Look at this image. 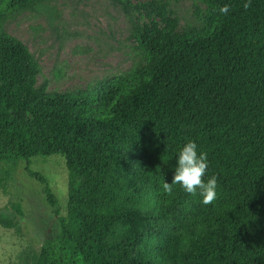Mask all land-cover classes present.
<instances>
[{
  "label": "trees",
  "instance_id": "trees-1",
  "mask_svg": "<svg viewBox=\"0 0 264 264\" xmlns=\"http://www.w3.org/2000/svg\"><path fill=\"white\" fill-rule=\"evenodd\" d=\"M40 1L0 0V19ZM210 1L211 32L137 30L155 64L96 95L37 92L35 58L0 37V163L69 173L37 264H264V0Z\"/></svg>",
  "mask_w": 264,
  "mask_h": 264
},
{
  "label": "rangeland",
  "instance_id": "rangeland-1",
  "mask_svg": "<svg viewBox=\"0 0 264 264\" xmlns=\"http://www.w3.org/2000/svg\"><path fill=\"white\" fill-rule=\"evenodd\" d=\"M129 1L131 9L119 0L35 2L1 18L0 37L21 42L35 58L37 92L96 95L155 64H149L135 39L137 30L164 29L174 20L173 43L177 37L207 34L214 28L210 0ZM48 190L58 200L61 216H66L69 173L63 158L0 163V214L18 219L13 228L0 226V264H37L43 247L59 236Z\"/></svg>",
  "mask_w": 264,
  "mask_h": 264
}]
</instances>
